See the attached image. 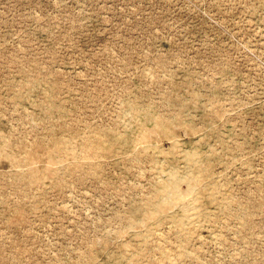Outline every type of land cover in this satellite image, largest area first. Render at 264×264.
<instances>
[{
    "label": "rangeland",
    "instance_id": "rangeland-1",
    "mask_svg": "<svg viewBox=\"0 0 264 264\" xmlns=\"http://www.w3.org/2000/svg\"><path fill=\"white\" fill-rule=\"evenodd\" d=\"M0 264H264V0H0Z\"/></svg>",
    "mask_w": 264,
    "mask_h": 264
},
{
    "label": "bare ground",
    "instance_id": "bare-ground-1",
    "mask_svg": "<svg viewBox=\"0 0 264 264\" xmlns=\"http://www.w3.org/2000/svg\"><path fill=\"white\" fill-rule=\"evenodd\" d=\"M176 180H174V182H175ZM173 182V181H172ZM170 185V184H169ZM176 188V185H175V183H174V185H172V189H175ZM169 193L170 194H175V193H177V188H176V190H169ZM184 206V205H183Z\"/></svg>",
    "mask_w": 264,
    "mask_h": 264
}]
</instances>
